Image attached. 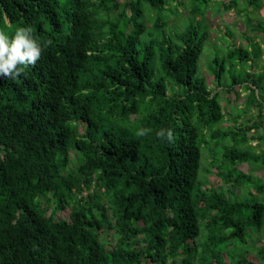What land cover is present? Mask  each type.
Returning a JSON list of instances; mask_svg holds the SVG:
<instances>
[{
	"label": "trees",
	"instance_id": "obj_1",
	"mask_svg": "<svg viewBox=\"0 0 264 264\" xmlns=\"http://www.w3.org/2000/svg\"><path fill=\"white\" fill-rule=\"evenodd\" d=\"M210 1L195 0L194 9ZM187 3L0 0V32L11 38L30 26L51 42L35 66L0 78V264H264V243H246L249 229L264 228V203L231 198L250 181L232 170L264 167V155L235 141L220 153L215 143L230 132L245 145L251 128L245 121L223 134L215 126L225 121L220 95L234 89L222 87L226 75L229 85L247 81L261 111L264 70L232 73L246 58L227 48L212 60L210 88L197 65L208 32H171L162 17L172 4L189 15ZM243 5L260 8L259 0ZM255 18L252 30L264 35ZM253 44L258 61L264 48ZM162 129L171 142L167 132L157 136ZM203 151L209 172H221L218 185L197 180ZM253 189L264 191V182Z\"/></svg>",
	"mask_w": 264,
	"mask_h": 264
},
{
	"label": "rangeland",
	"instance_id": "obj_2",
	"mask_svg": "<svg viewBox=\"0 0 264 264\" xmlns=\"http://www.w3.org/2000/svg\"><path fill=\"white\" fill-rule=\"evenodd\" d=\"M227 1L229 0H211L210 4H203V7L195 10V0H188L187 8L190 12L189 15L182 13L183 10L180 8L176 11V9H174V5L172 4L171 12L164 13L162 16L163 18L167 17L169 20V27L172 30L171 32H183L192 26H198L208 32V37L205 41L202 52L199 55L197 65L199 75L206 76L211 82L210 88L215 87V84L212 81L213 78L209 76L211 71L210 68L213 67L212 60L216 54L223 56L227 51V48L235 51H242L239 55L246 58V61H239L236 59L237 62H235L232 67V73L242 76L245 71L252 72L254 67L255 72L264 70V51L258 61H253L256 45L253 44L252 47H250L252 41H256L261 43V47L264 48V35L261 32V29H257L256 31L252 30V25H255V22H257L255 17L264 20V0H259L260 8H257V10L255 9L254 12L249 6L244 7L243 0L240 1L241 3H239L237 8L230 7V9L226 11L220 10L222 8H219V6H221L223 2ZM196 4L198 5L200 2H196ZM191 10H195L198 15L192 16ZM176 14H178L177 18L175 16ZM178 18L181 19L178 20ZM143 37L145 38V36ZM245 55H247L248 59ZM229 72L230 70L228 69L227 73L229 74ZM226 77L227 84H223L222 87L227 89L233 87L234 89H230L231 91H225L220 95L219 98L222 103V111L225 114V121L215 126H217L223 134L227 132L228 129L237 130L238 126H242L244 129L245 125L243 122L245 121L246 125L251 128L246 132L249 139L245 145H242L241 143V133L232 137L231 133L228 132V139L223 143L224 145H219L215 142L218 146L217 149L220 153H222L224 148L223 146L229 145L235 141L238 144V147L242 150H247L248 152L256 151V153L258 152L259 154L264 155V152L260 153L263 147L257 138L260 132L258 126L264 125L262 118L264 116V106L262 107V111H259L260 108L257 106L259 104L256 105L254 104L255 101H251L252 96L250 90L247 89V81L246 83L240 82V85H235L234 83L229 85L228 83L230 82V77L229 75H226ZM226 77L224 76L221 82L225 81ZM215 83H217V81H215ZM219 89L223 88L219 87ZM263 89L264 88H261L259 91L261 92ZM227 100L230 102L227 103ZM245 111L248 114H244ZM238 114L244 115H240L238 116V120H234L235 116ZM131 119H133V116ZM83 129L84 127L81 125L80 130L83 131ZM209 160L210 158L207 155V151H203L197 180L206 181L208 179L210 182L213 181L216 183L215 185H218L221 183V179L218 176L221 172H219L216 168L211 169L209 172ZM259 163L261 164V162H245L237 165V167L232 170V173L235 176L242 177L241 175L245 174L249 175V177L243 178H250V181H244V183L237 185V187L234 188L235 194L231 195L232 200L245 201L254 198L256 201L264 203V191L253 189V186L258 187L264 182V167ZM204 184H206V182H204ZM224 195L227 196L226 192ZM107 231L108 230L105 232ZM249 234L250 235L246 237V243H249V247L251 246V243H254L255 246H259L264 243V228H261L259 231L255 228H251L249 229ZM251 234L254 236L252 237ZM239 247L245 249V247L240 244H238V248ZM254 253L255 251H248L247 256L254 259ZM226 259L227 258L225 257V260ZM255 263L258 264V261Z\"/></svg>",
	"mask_w": 264,
	"mask_h": 264
},
{
	"label": "clouds",
	"instance_id": "obj_3",
	"mask_svg": "<svg viewBox=\"0 0 264 264\" xmlns=\"http://www.w3.org/2000/svg\"><path fill=\"white\" fill-rule=\"evenodd\" d=\"M50 43V41L40 43L34 37L30 26H16L11 38L6 33L0 32V78L15 79L23 74V68L20 66H35L43 49ZM240 115H236L234 119ZM148 131L150 129H141L138 134L145 135ZM165 132H167V140L171 142L173 140L171 130L162 129L157 136L163 137ZM83 194L86 192L84 191Z\"/></svg>",
	"mask_w": 264,
	"mask_h": 264
}]
</instances>
